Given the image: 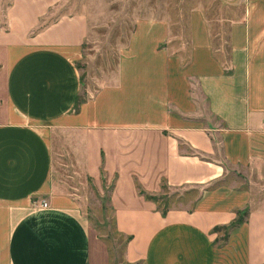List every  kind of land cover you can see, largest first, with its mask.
I'll use <instances>...</instances> for the list:
<instances>
[{
    "label": "crops",
    "instance_id": "crops-1",
    "mask_svg": "<svg viewBox=\"0 0 264 264\" xmlns=\"http://www.w3.org/2000/svg\"><path fill=\"white\" fill-rule=\"evenodd\" d=\"M241 2L229 72L216 67L203 9L189 18L187 68L223 124L210 128L173 80L171 20L138 19L116 81L81 98L89 16L55 15L62 0H11L0 22V264H111L79 195L54 181L61 132L84 174L109 182L127 264H264V196L255 206L253 187L219 184L229 166L264 176V0ZM181 188L202 190L195 206L163 213L149 198Z\"/></svg>",
    "mask_w": 264,
    "mask_h": 264
},
{
    "label": "rangeland",
    "instance_id": "rangeland-1",
    "mask_svg": "<svg viewBox=\"0 0 264 264\" xmlns=\"http://www.w3.org/2000/svg\"><path fill=\"white\" fill-rule=\"evenodd\" d=\"M10 3L11 0H0V22ZM242 3L241 0H236L235 3L232 0H62L55 15L84 12L90 19L89 35L83 45V57L78 63L84 89V95L81 98H87L96 93L101 86L116 81L120 54L128 45L138 19L167 18L171 20L172 38L169 45L172 47L173 63L175 61L178 67V69L173 68V80L178 85L187 83L188 93L191 95L188 101L195 102L197 109L202 113L194 120L203 126L220 128L223 125L222 122L209 114L207 100L199 88L198 81L190 75L192 71L187 68L193 49L190 45L189 18L194 9H203L211 25L216 67L221 71L229 72L231 70L229 29L233 19L243 16ZM213 70L211 67L208 69V71ZM174 106L173 111L178 112ZM215 138L218 146L221 147L220 138L218 136ZM69 139L71 137L62 132L53 135L54 181L64 190L73 191L79 195L81 208L89 218L93 232L108 244L111 264H127L125 260L127 237L120 234L115 225L114 211L109 199L111 186L108 181L106 184L97 186L89 176L84 174L81 164L74 156L75 153L69 152ZM262 180L264 176L261 178L258 169L247 172V169L243 167L229 166L225 181L219 184L253 187V196L256 197L253 203L259 206L264 196L260 190ZM201 192L202 190L194 188L165 191L159 206L189 208L195 206L194 201Z\"/></svg>",
    "mask_w": 264,
    "mask_h": 264
},
{
    "label": "trees",
    "instance_id": "trees-1",
    "mask_svg": "<svg viewBox=\"0 0 264 264\" xmlns=\"http://www.w3.org/2000/svg\"><path fill=\"white\" fill-rule=\"evenodd\" d=\"M149 198L154 199V200L157 201V202H159L160 199H161L160 196H154V197H150V196H149ZM169 208H170V207H168V205H166L164 208H162V209H163V210H162L163 213H166V212L168 211ZM248 215H249V209H248V208H246V209H244V210H240V211L238 212V216H237L235 222L233 223V226H236V225H239V224L245 222V221H246V218H247ZM224 229H225V227H224ZM217 230H219V229L217 228ZM129 240H130V237H127V238H126V244H127V242H128ZM125 247H126V246H125Z\"/></svg>",
    "mask_w": 264,
    "mask_h": 264
},
{
    "label": "built area",
    "instance_id": "built-area-1",
    "mask_svg": "<svg viewBox=\"0 0 264 264\" xmlns=\"http://www.w3.org/2000/svg\"><path fill=\"white\" fill-rule=\"evenodd\" d=\"M42 205L43 206H48V204L45 201H43Z\"/></svg>",
    "mask_w": 264,
    "mask_h": 264
}]
</instances>
